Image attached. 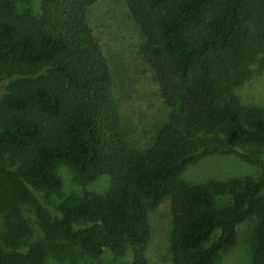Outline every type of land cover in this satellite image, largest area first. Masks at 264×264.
Returning <instances> with one entry per match:
<instances>
[{"label": "trees", "instance_id": "trees-1", "mask_svg": "<svg viewBox=\"0 0 264 264\" xmlns=\"http://www.w3.org/2000/svg\"><path fill=\"white\" fill-rule=\"evenodd\" d=\"M96 1L39 0L35 11L31 0H0V82L9 79L0 94V264H74L127 248L132 260L121 264H148L149 214L167 198L172 264H220L246 222L250 264H264V172L183 178L202 157L238 148L264 164V112L238 94L264 68V0H124L168 107L144 148L129 144L113 100L87 18ZM57 163L84 185L106 175L109 186L50 204L62 188Z\"/></svg>", "mask_w": 264, "mask_h": 264}, {"label": "rangeland", "instance_id": "rangeland-1", "mask_svg": "<svg viewBox=\"0 0 264 264\" xmlns=\"http://www.w3.org/2000/svg\"><path fill=\"white\" fill-rule=\"evenodd\" d=\"M28 6L36 11L39 0H31ZM87 18L108 59L112 75V96L119 110L127 140L133 147L144 148L149 145L156 129L166 119L168 107L159 96L153 74L140 53L141 33L129 15L124 0H97L88 8ZM8 81L9 79L1 80L0 94L4 92ZM238 94L243 102L256 105L264 112V68H256L240 87ZM236 151L202 157L186 167L183 178L189 182L225 181L264 172V164L252 165L238 154L242 153L243 149L238 148ZM262 160L264 162V153ZM56 172L62 182V188L59 192H50L47 200L50 204H58L71 195L81 196L85 190L102 192L109 186V178L106 175L96 177L84 185L75 172L63 163L56 164ZM225 201L226 197L218 198L219 204ZM24 214L28 218L27 208ZM149 223L150 238L145 253L148 264H172V218L169 198L150 212ZM2 224L0 217V233ZM30 224L33 237L37 238L40 232L34 215L30 216ZM252 225L251 222H246L239 226L237 242L222 254L220 264H250L253 255ZM65 258L66 256L62 259L54 256L50 263L72 264L70 259ZM131 260L132 252L127 248L121 257H114L109 250H105L98 258H78L74 264H121Z\"/></svg>", "mask_w": 264, "mask_h": 264}]
</instances>
